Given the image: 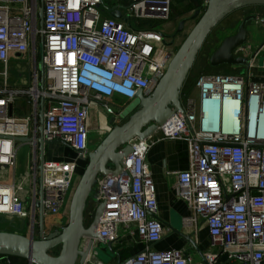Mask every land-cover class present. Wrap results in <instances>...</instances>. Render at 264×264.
<instances>
[{
  "label": "built area",
  "instance_id": "2783aa9c",
  "mask_svg": "<svg viewBox=\"0 0 264 264\" xmlns=\"http://www.w3.org/2000/svg\"><path fill=\"white\" fill-rule=\"evenodd\" d=\"M117 1L106 7L105 0H0V168L14 172L13 182L0 180V217H7L2 223L16 217L36 231L39 200L45 226V219L69 209L76 161L46 160L39 194L42 100L45 141L64 142L85 159L92 109L99 106L119 122L125 112L137 109L138 92L149 95L165 74L177 48L166 45L164 34L146 22L170 19L174 0ZM113 11L121 17L112 16ZM247 50L241 47L237 53L249 57ZM28 55L34 60L33 85H11L10 61ZM253 76L251 68L245 74H201L183 99V110L157 130L164 138L188 143L189 165L174 173L175 190L191 210L182 225L197 231L200 219L207 222L211 247L218 248L206 254L207 264H217L220 254L227 264H264V82ZM23 97L32 111L18 117L11 109ZM15 137L33 138L30 169L20 176L18 148L25 143ZM150 139L132 140L121 172L98 179L94 205L105 202L100 238L113 243L122 233L136 232L146 243L123 264H194L181 249H153L164 227L156 218V185L146 160Z\"/></svg>",
  "mask_w": 264,
  "mask_h": 264
},
{
  "label": "water",
  "instance_id": "95a60500",
  "mask_svg": "<svg viewBox=\"0 0 264 264\" xmlns=\"http://www.w3.org/2000/svg\"><path fill=\"white\" fill-rule=\"evenodd\" d=\"M264 7V0H209L207 6L198 8L191 19L197 21L183 43L176 50L167 70L154 90L147 96L142 91L137 94V109L125 112L123 120L117 121L115 116L109 119L111 127L100 143L88 153L87 165L73 191L67 222L55 230L46 233L44 215L39 200V232L34 229L26 231V220L10 217L8 225L13 229H0V255L25 258L30 264H99L105 259V252L111 242L105 243L99 235L98 227L105 202L94 205L92 218L86 222L90 202L96 201L95 187L103 176H117L132 152V140H146L157 132L159 126L165 124L177 111L183 110L182 91L192 72L205 43L213 30L229 16L248 7ZM112 16L120 18L117 11ZM39 27H44V2L39 9ZM184 19L181 24L184 23ZM252 21H260L264 25V17L255 13L245 15L234 34L226 36L220 45L211 53L209 64L214 67L243 66V74L249 73L251 58L240 55L237 50L248 43V25ZM43 46V38L41 47ZM260 50V49H259ZM21 56V53H17ZM43 75L44 67L40 65ZM241 73V74H242ZM254 81H263L264 76H253ZM41 88L44 78H41ZM39 127L37 142L39 144L40 161L38 170L39 194L43 196V165L46 161V145L61 141L47 142L43 136L44 101L40 102ZM32 137H15L17 143H30ZM64 143V142H63ZM66 144V143H64ZM163 223V220L156 216ZM17 220L20 226H17ZM190 240V239H189ZM58 249V253L55 250ZM101 264V263H100Z\"/></svg>",
  "mask_w": 264,
  "mask_h": 264
},
{
  "label": "crops",
  "instance_id": "0c3cea01",
  "mask_svg": "<svg viewBox=\"0 0 264 264\" xmlns=\"http://www.w3.org/2000/svg\"><path fill=\"white\" fill-rule=\"evenodd\" d=\"M121 3L125 4L127 3V1L124 0L121 1ZM117 4V0H111L110 4H108L107 0H105L106 7H113ZM200 7L201 6H198V2L196 0H174L172 4L170 19L166 21H155L157 22V25L161 26L160 31L162 32V34H164L166 43H169L171 46L177 49L179 48V46L183 43V41L193 28V22L197 19H191V15H193L194 12ZM261 8L264 7H260L258 9ZM247 14V9L242 10V15L238 16L235 19L234 24H230V27L228 24L226 27L217 30L215 35L216 47L220 45L221 41L226 36L234 34L236 32L241 20ZM184 19H186V21L181 24ZM142 24L145 23L143 22ZM146 24H148V22H146ZM220 24L218 26H220ZM248 26L250 28L251 34L249 31L248 43L246 47L248 49L247 52L249 51V57L252 61L251 70L252 72H254L255 76H264V63L263 66L258 64L260 56H263L264 60V25H262L260 21H255L251 22ZM29 57L30 55L26 56V59H29ZM209 57L207 61L208 63ZM221 68H225L227 72L231 73V69L238 68V66H223ZM119 103L121 105L126 104V102L122 100H119ZM11 110L16 116L22 117L27 115V113H29L31 109H29L27 105H24L21 99L20 102ZM110 118L111 117L108 116L101 109V107L98 106L97 108L92 109L89 122V143H92L91 139L94 133H99L96 136H99L101 133H108V130H110L111 128L109 126ZM95 124L100 128H97ZM94 125L97 131L95 130ZM103 138H101L98 143H100ZM150 140L153 141V144L146 155V160L151 168L152 178L156 185V195L158 201L157 216L163 220L162 225L164 227L163 238L158 243L153 245V249H181L185 251L186 255L193 259L194 264H207V261L205 259L206 254L212 250H218V248L211 247L207 222L205 219H200L197 231L193 228L184 227L182 225L181 219L182 217L191 214V210L188 207L187 203L183 199L178 197L175 190L176 176L174 173L177 171L186 170L189 165L188 143L184 140L164 138L158 132H155ZM20 149L21 148H18L17 169L22 167L30 169L31 162L28 164L27 161L23 160L22 156L20 157ZM46 160L76 161L78 171L76 174L79 175V179L81 175V169L78 170V167L82 168L85 165L84 163L86 162V160H88V157L85 159L78 158V154L75 150H73L67 144L59 142L49 143L46 145ZM90 205L92 207L94 206L93 201L90 202ZM68 213L69 209L65 214L62 213V215L59 214L50 216L49 220H51V222L46 223V228H48V230H54L62 226L60 225V223H66V221L68 220ZM7 227V222L0 224V229H7ZM145 247L146 243L140 241L136 232L124 234L122 233L120 237L115 242H113L111 246L108 247V250H111V253H109L108 251L105 252V259L99 261V264H123L124 260L127 258V255L128 257L136 255ZM3 263L4 261L0 259V264ZM217 264H227L225 255L220 254Z\"/></svg>",
  "mask_w": 264,
  "mask_h": 264
},
{
  "label": "rangeland",
  "instance_id": "374dc122",
  "mask_svg": "<svg viewBox=\"0 0 264 264\" xmlns=\"http://www.w3.org/2000/svg\"><path fill=\"white\" fill-rule=\"evenodd\" d=\"M111 0H107V3L110 4ZM253 12L257 15H259V17H264V8L258 9V8H253ZM249 11V10H247ZM251 12V10H250ZM242 15V11H237L234 14H232L231 16H229V18H227L225 21H223L220 26H218V28L212 32V34L210 35V37L208 38L207 42H206V48L205 50H203V52L199 55L194 69L196 72L199 71L200 69H204V68H208V57L209 55L213 52V50L216 47V39H215V35L217 30H220L224 27H226L229 24H234L235 19ZM159 21V20H156ZM197 19L193 22V26L195 25ZM148 24L147 25H151V26H156V28L158 27V30H161V26L157 25V22L155 21H147ZM255 22V21H252ZM160 24V23H159ZM250 31V28L248 26V32ZM251 34V31H250ZM215 41V43H214ZM166 45H169V43H165ZM255 50V49H254ZM212 51V52H211ZM37 66L38 69L40 70V61H39V53L37 55ZM264 60H263V56H260L259 58V65L263 66ZM235 67V66H233ZM237 68H232L231 72H235ZM214 72H220V73H230L227 72V70H225V68H216L213 70ZM245 68L243 66H240V73L244 72ZM40 72V71H39ZM33 74H34V60L32 58L31 60V56L29 57V59L23 60V59H13L12 61H10V66H9V82L11 85L13 86H21L24 88H29L33 85ZM243 74V73H242ZM1 81V78H0ZM22 102L24 105H26V97L21 98ZM96 125V124H95ZM94 125V127H95ZM97 126V125H96ZM99 126H97L98 128ZM100 128V127H99ZM96 130V127H95ZM97 131V130H96ZM106 131V130H105ZM109 131V130H108ZM95 132V131H94ZM93 132V133H94ZM99 134V133H97ZM97 134H93L92 137V143H89V150L92 151L96 146L97 143L100 141L101 138H103V136H105L107 133H101L99 136H96ZM33 153V147L30 143H25L24 145H22L21 149L19 150V155L20 157L22 156L23 160L27 161L28 164L32 161V155ZM20 164V163H19ZM26 166V165H25ZM29 166V165H28ZM26 171H29L28 169H26V167H22V168H18L17 169V176H20V174H25ZM78 174L75 175L74 178V184H77L78 182ZM0 180H5L9 183L13 182L14 180V172L12 168H0ZM30 181L33 183V175H31ZM73 192V189H71L70 191V195ZM5 219H7V217H4ZM4 218L0 217V224H2L4 220ZM68 218V217H67ZM66 218V219H67ZM91 220V219H90ZM46 223H50L51 220L49 219H45ZM67 222V221H66ZM65 223H60V225H64ZM26 231L28 233L29 231V227L28 225H26ZM58 250V249H57Z\"/></svg>",
  "mask_w": 264,
  "mask_h": 264
},
{
  "label": "trees",
  "instance_id": "16d2710c",
  "mask_svg": "<svg viewBox=\"0 0 264 264\" xmlns=\"http://www.w3.org/2000/svg\"><path fill=\"white\" fill-rule=\"evenodd\" d=\"M197 2H198V6L200 5L201 7L203 6L202 5V0H196ZM257 6H254V7H248V8H245V9H243V10H249L248 11V14H251V13H254L253 11V8H256ZM261 6H259V7H257V8H260ZM250 10H251V12H250ZM247 14V15H248ZM217 29V27L213 30V31H215ZM212 34V33H211ZM216 41V40H215ZM215 41H214V43H215ZM205 48H206V43H205V46H204V48H203V50H205ZM217 47H215V49H216ZM214 49V50H215ZM203 50L201 51V53L203 52ZM213 50V51H214ZM212 52V51H211ZM200 53V54H201ZM211 55V54H210ZM209 55V56H210ZM208 68H204V69H200L199 71H195V70H192V72L190 73V75H189V77H188V79H187V81H186V83H185V85H184V88H183V91H182V99H184L187 95H189L192 91H193V88H194V86H195V82H196V80H197V78L201 75V74H203V73H214V69H216V68H214V67H212L209 63H208ZM223 67V66H222ZM218 68H220V67H218ZM194 69V68H193ZM239 66H238V68L236 69V71L235 72H231V73H239ZM135 111V110H134ZM87 162H88V160H86V162L84 163L85 165L82 167V168H79L78 167V170H80L81 169V174H82V172L84 171V169H85V167H86V165H87ZM78 172V171H77ZM55 253H58V250L56 249L55 250ZM127 257H128V255H127ZM0 259H2V261H4V263L3 264H29V261L27 260V259H25V258H20V257H14V256H1L0 255Z\"/></svg>",
  "mask_w": 264,
  "mask_h": 264
},
{
  "label": "flooded vegetation",
  "instance_id": "af4514ba",
  "mask_svg": "<svg viewBox=\"0 0 264 264\" xmlns=\"http://www.w3.org/2000/svg\"><path fill=\"white\" fill-rule=\"evenodd\" d=\"M39 161H40V159H39ZM93 209H94V206L92 207L91 205H90V207H89V209H88V214H87V217H86V222H89L90 221V219L92 218V214H93ZM59 228V227H58ZM57 229V228H56ZM46 230V233H49L51 230H48V228H46L45 229ZM55 230V229H54ZM38 232H39V229L37 228L36 229V234H38Z\"/></svg>",
  "mask_w": 264,
  "mask_h": 264
}]
</instances>
